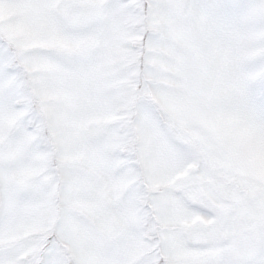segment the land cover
<instances>
[{"label": "snow or ice", "instance_id": "obj_1", "mask_svg": "<svg viewBox=\"0 0 264 264\" xmlns=\"http://www.w3.org/2000/svg\"><path fill=\"white\" fill-rule=\"evenodd\" d=\"M0 264H264V0H0Z\"/></svg>", "mask_w": 264, "mask_h": 264}]
</instances>
